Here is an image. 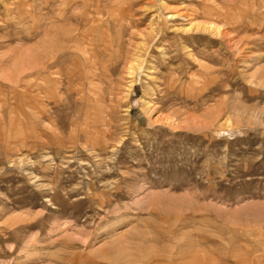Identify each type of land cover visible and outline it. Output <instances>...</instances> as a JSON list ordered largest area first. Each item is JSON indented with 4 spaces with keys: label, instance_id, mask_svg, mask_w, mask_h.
<instances>
[{
    "label": "rangeland",
    "instance_id": "obj_1",
    "mask_svg": "<svg viewBox=\"0 0 264 264\" xmlns=\"http://www.w3.org/2000/svg\"><path fill=\"white\" fill-rule=\"evenodd\" d=\"M0 264H264V0H0Z\"/></svg>",
    "mask_w": 264,
    "mask_h": 264
},
{
    "label": "bare ground",
    "instance_id": "obj_2",
    "mask_svg": "<svg viewBox=\"0 0 264 264\" xmlns=\"http://www.w3.org/2000/svg\"><path fill=\"white\" fill-rule=\"evenodd\" d=\"M20 46V45H19Z\"/></svg>",
    "mask_w": 264,
    "mask_h": 264
}]
</instances>
